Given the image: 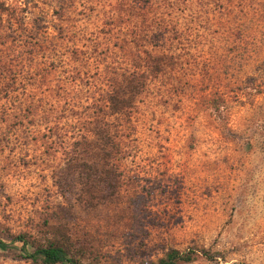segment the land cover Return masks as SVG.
Masks as SVG:
<instances>
[{"label": "rangeland", "instance_id": "1", "mask_svg": "<svg viewBox=\"0 0 264 264\" xmlns=\"http://www.w3.org/2000/svg\"><path fill=\"white\" fill-rule=\"evenodd\" d=\"M143 50L170 58L110 115ZM47 225L98 264H264V0H0V264Z\"/></svg>", "mask_w": 264, "mask_h": 264}, {"label": "trees", "instance_id": "2", "mask_svg": "<svg viewBox=\"0 0 264 264\" xmlns=\"http://www.w3.org/2000/svg\"><path fill=\"white\" fill-rule=\"evenodd\" d=\"M142 55H136L134 70L124 79L125 89L119 85L116 88L115 77L108 82V90L103 95V102L108 109L110 115L115 112H121L125 108L127 102L126 90L131 93L130 99L140 90L143 80L139 77H145L143 73L155 75L162 66L166 64V60L170 57L164 54H152L147 50L141 51ZM140 72V73H138ZM133 78L134 80H131ZM96 138L99 144L96 147V155L102 159L100 167H115L111 159V149L114 147L112 137L108 133L106 124L96 130ZM84 144V143H81ZM84 145L81 151H84ZM74 152V151H73ZM80 159V160H79ZM82 155L70 153L66 160V167H90L81 161ZM46 224V223H45ZM50 226L46 233H42L39 239L30 238L24 234L11 235L7 231L6 238L11 246L16 248L19 257L23 260H31L36 264H98L95 255L85 257V253L81 248L72 241L70 235L63 232L60 225ZM1 244V243H0ZM89 255V254H88ZM199 255L208 261L215 260L214 253H209L204 249H198L194 246L186 247L182 250L168 248L162 256L156 260H141L138 264H179L189 263L195 260Z\"/></svg>", "mask_w": 264, "mask_h": 264}]
</instances>
